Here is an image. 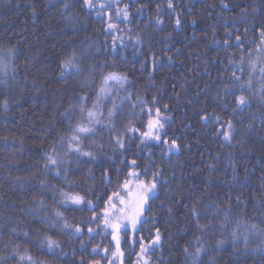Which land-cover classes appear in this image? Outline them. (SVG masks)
<instances>
[{
    "label": "trees",
    "instance_id": "1",
    "mask_svg": "<svg viewBox=\"0 0 264 264\" xmlns=\"http://www.w3.org/2000/svg\"><path fill=\"white\" fill-rule=\"evenodd\" d=\"M67 2L69 7L65 9V0H0V47L17 50L14 59L16 76L9 81L7 88L0 86V236L3 241L19 245L21 252L27 248L35 257L50 264H77L81 256L86 261L99 259L105 264L102 256L81 252V240L87 242L88 249L97 243L112 248L110 238L101 240L97 237L90 242L87 235L70 238L26 211L40 208L36 201L43 200L40 215L55 219L54 210L58 209L74 224L81 216L87 218L91 215L87 210L79 212L61 207L57 203L60 199L58 193H53L51 187H40V181L45 180L50 186L65 188L54 175L44 174L42 154L58 135L67 132L66 121L60 113L73 102L74 94L84 91L77 78H59V62L73 49L88 50L90 55L86 64L95 61L103 64L105 71L126 73L131 83L125 87L133 93V100L136 95H142L151 102L156 96L159 104L154 107H160L164 112L162 106H169L165 115L172 119L165 123L160 135L169 142L176 139L179 151L166 154L161 151L163 145L156 141L141 151L136 147L139 141H135L125 154L128 161L136 159L141 168L145 163H150L153 170L158 166L167 178L158 184L159 199L151 201L155 227L160 229L162 241L160 248L148 254L150 264H190V260H185L183 247L187 245L189 251H194L197 246L194 237L202 235L190 223L192 205L203 209L209 201H215L217 205L230 204L229 213L233 220L264 225L261 220L264 208L256 210L257 200L264 198V180L261 179L264 176V126L261 124L264 106L253 99L251 108L233 114L234 96L223 91L225 85L232 83L229 77L233 67L229 64V57L238 60L240 55L234 36L240 35L244 39L246 50L249 46L252 49L257 46L249 45V41L255 39L259 42L258 26L264 21V0H172L174 11L168 8L167 0H135V6L130 0H122L120 7L129 3L130 23L113 19L118 27L115 35L125 39L124 45L118 44L115 51L111 47L112 37L105 31L107 18L101 19L95 10L87 9L83 0ZM145 4L147 7L143 13L136 15L135 9ZM254 7L258 11H254ZM241 9H245L246 14L242 15ZM157 15L162 20L159 25L155 19ZM177 18L181 21L179 25L175 23ZM245 28L249 29L246 36ZM228 31L232 36L226 34ZM137 36L141 38L138 45ZM224 40H228L231 46L215 43ZM99 79L97 75L93 88L84 92L90 97L89 106L95 100ZM240 94L239 91L235 93L236 96ZM119 95H125V91L121 90ZM4 98L9 101L7 110L2 106ZM224 104L228 107H223ZM110 106L107 102L106 107ZM130 108L129 104L126 110ZM213 112L220 116V123L232 120L236 125L238 132L231 143L216 134L219 124L201 119V116ZM78 116L79 113H75L73 119ZM126 123L123 118L118 121L121 132ZM249 124L253 129L241 137L239 130ZM136 126L144 131L138 121ZM88 142L85 140V144ZM100 142L105 150L110 148L107 134ZM108 155L113 153L108 151ZM122 159L124 157L112 162L101 159L92 163L87 157H81L79 163L68 165L73 178L84 181L88 169L95 176L76 191L83 194L89 185L95 186L97 194L104 193L105 188L108 195L119 191L115 187V174L113 183L106 186L102 173L104 168L110 169L114 164L123 169L120 173L123 176L130 169L120 162ZM141 179L149 180L150 176ZM237 196L241 198L240 202L235 199ZM88 198L95 200V196ZM13 202L14 207L10 206ZM101 207L102 203L97 211ZM208 218L216 219L202 216L201 222ZM150 226L151 216L142 233L145 243L149 242L147 229ZM13 228L17 232L27 231L30 239L13 235ZM37 230L60 240L67 256H53L41 250L36 242ZM231 231L232 225H229L224 231L217 227L203 235L208 247L207 254H201L203 264H208L210 258H214L215 264H264V255L252 251L260 240L250 236L249 247L245 249L242 240H232ZM217 240H224L225 244L217 248ZM121 248L125 254L124 262L136 264L134 253L139 252V246L133 249L122 243ZM0 255L9 257L6 264H19L11 247L5 248L3 243H0Z\"/></svg>",
    "mask_w": 264,
    "mask_h": 264
},
{
    "label": "snow or ice",
    "instance_id": "2",
    "mask_svg": "<svg viewBox=\"0 0 264 264\" xmlns=\"http://www.w3.org/2000/svg\"><path fill=\"white\" fill-rule=\"evenodd\" d=\"M121 2L122 0H83V4L87 9L90 11L95 10L101 19L107 18L105 31L106 34L112 37L111 47L113 51H115L118 44L124 45L125 43L123 36L115 35L118 27L117 24L112 22L113 19L130 23L129 3H125L123 7H120ZM130 3L135 6V0H130ZM167 6L174 11L172 0H167ZM224 6L227 7V5ZM68 7L69 3L65 0L64 8L67 9ZM146 7V4L137 7L135 9L136 15H141ZM157 10L159 12V5H157ZM253 10L258 11L255 7ZM240 11L242 15L246 14L245 9ZM155 19L158 25L162 23L160 15H157ZM175 23L179 25L181 23L180 19L177 18ZM253 27L257 28L256 25H253ZM248 32L249 29L245 28L244 35L246 36ZM226 34L232 36L231 31ZM258 38V43L255 39L248 42L249 45L256 44V48L252 49L249 46L246 50L244 39L240 35L234 36V39L238 42L236 47L240 55L238 60L229 57V64L233 67L229 77L232 83L225 85L223 89L225 94L234 96L233 114L237 110L243 111L245 108H251L253 99L264 106V21L258 26ZM140 39L139 36L136 37L137 45L140 43ZM215 43L231 46L228 40L215 41ZM16 55L17 50L14 47H0V86L4 88H7L9 81L16 76L17 66L14 63ZM89 55L87 49L80 51L73 49L59 62V78L64 80H67L69 76L77 78L80 88L84 91L74 94L72 96L73 102L69 103L64 111L60 113L63 121H66L67 132L64 135H58L56 141L42 154L45 159L44 174L51 173L60 180L65 188L50 186L45 180L40 181V187H51L53 193H58L60 199L57 203L61 207L79 212L87 210L91 215L87 218L81 216L75 224L70 223L64 213L58 209L54 210L55 219L47 215H40V208L44 207L43 200L36 201L40 208H30L26 211L49 228L56 229L70 238L87 235L89 242L97 237H100L101 240L110 238L111 250L106 246H102L101 243H97L91 249H88L87 242L84 240L80 241L79 246L81 252L102 256L105 264H123L125 254L121 248L122 243L133 249L136 245L139 246V252L134 253L137 258L136 264H150L148 254L160 248L162 241V233L159 228L155 227V213L152 210L151 201L159 199L158 184L161 181H166L167 178L158 166L153 170L150 163H145L141 168L136 159L128 161L125 154L135 141H139L136 147L141 151L153 141L163 145L161 151L166 154H174L179 151L180 146L176 139L169 142L167 139H162L160 135L165 129V123L172 119L171 116L165 115L169 111V106L167 104L162 106L164 112L161 111L160 107H154V105L159 104L156 96L152 97L151 102L142 95H136L135 100H133V93L128 92L125 87L131 83L129 76L126 73L105 71V66L95 61L86 64L85 60ZM245 69H247L246 75ZM237 72L240 75H237ZM97 75L100 77L99 85L94 92L95 100L89 106L90 97L84 92L93 88L96 84ZM149 76H151V73H149ZM32 83L35 84L36 82L32 81ZM121 90L125 91V95H119ZM237 91L241 93L239 96L235 95ZM245 92L249 95H244ZM105 102H110L111 106L106 107ZM129 104L131 108L126 110ZM2 106L7 110L9 106L7 98L3 99ZM223 107L227 108L228 105L224 104ZM75 113H79V116L74 120ZM121 118L127 121L122 132L118 128V121ZM201 119L219 124L216 134L222 136L227 143H231L238 132L232 120L220 123L221 118L215 112L203 115ZM137 121L144 128V131L136 126ZM261 124L264 126V116L261 117ZM251 129H253V125L249 124L247 128L239 130L241 137L245 136ZM105 134L108 136V144L110 145L108 150H105L104 144L100 142ZM85 140L89 142L85 144ZM237 143H240V141H237ZM108 151H111L113 155L109 156ZM97 153L100 155L98 156ZM70 156L73 159H70ZM81 157H87L92 163H97L101 159L112 162L124 157L120 162L130 170L123 176L120 175L123 169L115 167L114 164L110 169L104 168L102 173L103 183L106 186L113 183V173L115 174V187L119 191H112L108 195L107 188H105L104 193L97 194L94 185H89L83 194L76 191L82 183L95 179L91 169H88L84 181L71 177L68 165L79 163ZM149 160L151 161V153H149ZM101 166L103 167V165ZM148 176H150V179L147 181L141 179V177ZM247 177L248 172L245 170V178L247 179ZM233 179H237L235 168L233 169ZM261 179L264 180V176ZM132 188L136 189V195L129 204L120 195V191L131 195ZM90 195L95 196V200L89 199ZM53 199H56L55 195H53ZM235 199L240 202L241 198L237 196ZM101 203L103 207L97 211V207ZM257 205L256 210L264 208V198L258 199ZM10 206L14 207L15 202ZM183 206L187 207V205ZM230 208V204L217 205L215 201H209L203 209H198L196 205L191 206L189 209L192 217L190 223L194 224L202 235L194 237L195 245H197L194 251H189L187 245L183 247L186 261L190 260V264H203L201 254H207L208 252L207 241L203 239V235L211 233L217 227L224 231L229 225H232L231 238L233 241L242 240L245 249H247L249 247V237H256L260 240V243L252 251H259L264 255V225L239 219L233 220L229 213ZM168 211L171 212L172 209L169 208ZM149 216L152 217V226L147 229L149 242L145 243V237L142 233ZM202 216L216 219L208 218L206 222L202 223ZM261 220L264 221V216L261 217ZM12 233L16 236L29 237L27 231L17 232L16 228L12 229ZM36 242L41 250H45L53 256L66 257L68 254L60 240L46 233L41 234L38 230L36 232ZM0 243H3L5 248L11 247L12 253L18 257L19 264H50L46 260L35 257L27 248L21 252L20 246L14 245L12 241L5 243L2 236H0ZM224 244V240L216 241L217 248H221ZM73 254H75V250ZM8 258L7 255H0V264H6ZM77 264H101V260L86 261L85 257L81 256ZM208 264H215L214 258H210Z\"/></svg>",
    "mask_w": 264,
    "mask_h": 264
},
{
    "label": "rangeland",
    "instance_id": "3",
    "mask_svg": "<svg viewBox=\"0 0 264 264\" xmlns=\"http://www.w3.org/2000/svg\"><path fill=\"white\" fill-rule=\"evenodd\" d=\"M107 103V102H105ZM147 181V180H145ZM120 195L122 197L125 198L126 202H128L129 204L132 202V200L135 198V195H136V189L135 188H132V192H131V195H127L125 192H123V194L120 193ZM123 264H126L123 260Z\"/></svg>",
    "mask_w": 264,
    "mask_h": 264
},
{
    "label": "bare ground",
    "instance_id": "4",
    "mask_svg": "<svg viewBox=\"0 0 264 264\" xmlns=\"http://www.w3.org/2000/svg\"><path fill=\"white\" fill-rule=\"evenodd\" d=\"M107 104V103H106Z\"/></svg>",
    "mask_w": 264,
    "mask_h": 264
}]
</instances>
